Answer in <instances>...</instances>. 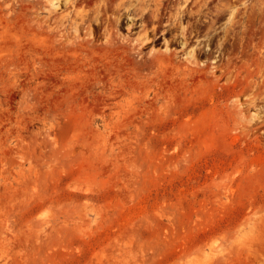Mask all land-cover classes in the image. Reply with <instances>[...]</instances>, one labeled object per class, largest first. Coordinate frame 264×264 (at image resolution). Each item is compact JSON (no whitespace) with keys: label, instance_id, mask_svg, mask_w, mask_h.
I'll return each mask as SVG.
<instances>
[{"label":"rangeland","instance_id":"1","mask_svg":"<svg viewBox=\"0 0 264 264\" xmlns=\"http://www.w3.org/2000/svg\"><path fill=\"white\" fill-rule=\"evenodd\" d=\"M0 264H264V0H0Z\"/></svg>","mask_w":264,"mask_h":264}]
</instances>
